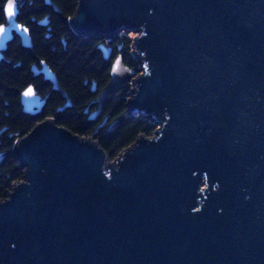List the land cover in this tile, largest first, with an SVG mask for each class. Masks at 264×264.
Segmentation results:
<instances>
[{"label": "water", "instance_id": "obj_1", "mask_svg": "<svg viewBox=\"0 0 264 264\" xmlns=\"http://www.w3.org/2000/svg\"><path fill=\"white\" fill-rule=\"evenodd\" d=\"M20 1L4 4L0 60L13 32L31 46ZM68 20L83 38L133 34L138 73L96 45L110 71L88 118L130 82L125 116L157 128L113 160L53 118L18 137L23 179L0 201V264H264V0H76ZM37 99L28 86L22 110Z\"/></svg>", "mask_w": 264, "mask_h": 264}, {"label": "trees", "instance_id": "obj_2", "mask_svg": "<svg viewBox=\"0 0 264 264\" xmlns=\"http://www.w3.org/2000/svg\"><path fill=\"white\" fill-rule=\"evenodd\" d=\"M33 1L36 6L44 8V12H49V6L45 5L43 0ZM5 2L6 0H0V24L4 22ZM51 2L60 11L54 19L59 33L56 35L53 24L48 25L51 27L49 31L43 32L41 38L44 41L45 49L42 50V57L52 71L58 73V83L72 104L71 108L55 115L56 124L80 136H92L113 160L123 149L130 146L138 135H153L157 124L152 119L140 114L125 116L126 102L130 97V82L117 89L105 101L101 106L100 116L96 120L88 118V115L96 107L88 108L89 88L84 86V80L88 79V82H91L93 79L91 72L101 75V87H104L109 80L110 62H105L101 54L95 50L97 43L103 39L90 36L83 40L82 36H78L71 30L68 19L75 11L76 0H51ZM43 15L44 13L40 14V16ZM45 34H47L46 38ZM132 40L133 34L122 32L106 42L111 46L113 56L121 54L123 63L138 73L140 69L132 54ZM52 48H56V50L52 51ZM54 56H57L58 59L55 60ZM91 63L95 64L94 70L91 68ZM0 70L8 71L9 67L5 65ZM10 79L7 74H0V153L6 152V155L0 159V201L7 197L12 184L23 179V168L19 166L15 154L10 151L14 141L25 135L38 121L42 120V118L36 119L23 115L20 110L16 109L12 96L16 86L12 87ZM121 116L125 117L117 129L109 134L104 133L109 123ZM105 117H107L106 124L96 131L97 125Z\"/></svg>", "mask_w": 264, "mask_h": 264}, {"label": "flooded vegetation", "instance_id": "obj_3", "mask_svg": "<svg viewBox=\"0 0 264 264\" xmlns=\"http://www.w3.org/2000/svg\"><path fill=\"white\" fill-rule=\"evenodd\" d=\"M44 11L45 9L36 6L33 0H21L19 2L16 20L20 25H22L23 28L27 29L31 41V46L30 47L23 46L20 36L15 32H13V37L7 43V47L2 52V58L0 60V68L5 67L6 65L7 67H9V70L8 71L0 70V74L3 73L7 74L9 76V79L11 78L10 80L12 83V87L14 88L16 86L15 87L16 89L13 92L12 96L14 99L13 101H15L14 103L16 109L20 110V113H22L23 115L34 117L36 119L42 118V120H44L46 118H53L56 121L55 115L68 108L62 109L65 100L60 95L59 92L52 89L51 83L48 80L44 79L43 74L40 72V69L42 67L40 62H45L49 66V64L45 61L44 57H42V50H44L45 48H44V41L41 38V36L43 32L45 33L46 30L49 31L51 29L50 26L48 27L49 24L50 25L53 24L56 35L59 33L57 23L54 19H55V15L57 13H60V11L59 9L58 11H54V9L51 6H49L48 13ZM41 13H44V15L40 16ZM44 36L46 38L47 34H45ZM85 38H83V40H85ZM103 40L99 41L98 43L107 41V40L104 41ZM55 50L56 48H52V51ZM96 51L100 53L99 50ZM54 58L55 60L58 59L57 56H54ZM87 59H89L88 56ZM91 68L94 70L95 68L94 63H91ZM54 73L56 75L57 80H59L58 73L57 72ZM91 77L93 79H91L90 83L88 82V79L84 80V86L89 88L90 101L88 103V108H92V107L97 108L98 104L94 103L93 101L97 97L99 91L102 89L100 82L101 75L99 73L94 74L93 72H91ZM93 83H94V87L92 85ZM28 86H32L34 91V96H38L37 101L34 103L43 101V104H41L37 112L33 114L24 112L22 110L23 107L20 103V95L22 91L26 89ZM103 104H101L100 107ZM71 107L72 104L69 108ZM36 109L37 106L34 105L32 107V110H36Z\"/></svg>", "mask_w": 264, "mask_h": 264}, {"label": "snow or ice", "instance_id": "obj_4", "mask_svg": "<svg viewBox=\"0 0 264 264\" xmlns=\"http://www.w3.org/2000/svg\"><path fill=\"white\" fill-rule=\"evenodd\" d=\"M9 12H10V14L12 12V6H11V4L9 5Z\"/></svg>", "mask_w": 264, "mask_h": 264}]
</instances>
